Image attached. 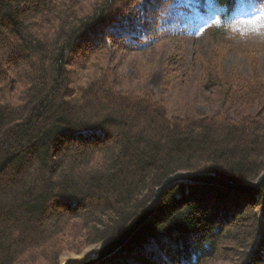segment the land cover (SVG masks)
Here are the masks:
<instances>
[{
	"label": "trees",
	"instance_id": "trees-1",
	"mask_svg": "<svg viewBox=\"0 0 264 264\" xmlns=\"http://www.w3.org/2000/svg\"><path fill=\"white\" fill-rule=\"evenodd\" d=\"M240 1L195 0L214 16V43L239 21ZM135 2L0 0V264H58L114 238L177 171L236 183L264 171L256 59L248 79H225L214 55L203 85L227 109L168 117L109 56L107 43L126 47L109 26ZM217 262L264 264V182L251 192L177 184L98 264Z\"/></svg>",
	"mask_w": 264,
	"mask_h": 264
},
{
	"label": "rangeland",
	"instance_id": "rangeland-1",
	"mask_svg": "<svg viewBox=\"0 0 264 264\" xmlns=\"http://www.w3.org/2000/svg\"><path fill=\"white\" fill-rule=\"evenodd\" d=\"M237 15L239 21L216 44L209 37L214 16L200 10L195 0H136L109 26L116 38L126 42L124 49L107 43L110 61L130 79L129 84L152 90L168 117L227 109L220 92L203 85L209 59L218 56L215 60L225 79L234 72L248 79L253 59L264 76V0L240 1ZM95 245L79 253L62 252L58 264L63 255L67 263H74L71 257L79 262L82 258H77Z\"/></svg>",
	"mask_w": 264,
	"mask_h": 264
},
{
	"label": "water",
	"instance_id": "water-1",
	"mask_svg": "<svg viewBox=\"0 0 264 264\" xmlns=\"http://www.w3.org/2000/svg\"><path fill=\"white\" fill-rule=\"evenodd\" d=\"M264 182V172H262L256 181L251 183H236L233 181L221 178L214 170H199V171H177L169 175L155 190L154 197L148 205L114 238L106 239L103 242L96 244L90 257L84 262L64 263V264H96L104 258L110 256L124 245L130 237L151 218L159 202L165 193L177 184L180 183H197V184H213L226 188H231L240 191H253Z\"/></svg>",
	"mask_w": 264,
	"mask_h": 264
},
{
	"label": "bare ground",
	"instance_id": "bare-ground-1",
	"mask_svg": "<svg viewBox=\"0 0 264 264\" xmlns=\"http://www.w3.org/2000/svg\"><path fill=\"white\" fill-rule=\"evenodd\" d=\"M264 172V171H263ZM261 174V173H260ZM259 174V175H260ZM258 178V177H257ZM257 178H256V180H257ZM255 180V181H256ZM209 185H211V184H209ZM213 185V184H212ZM216 186H218V185H216ZM261 186V185H260ZM222 187V186H221ZM229 189H231V188H229ZM255 190V189H254ZM92 252H93V247H90V249H89V252L87 253V255L84 257V258H82L79 262H84V261H86L89 257H90V255L92 254ZM75 263V262H74ZM77 263V262H76ZM60 264H64V263H60Z\"/></svg>",
	"mask_w": 264,
	"mask_h": 264
}]
</instances>
